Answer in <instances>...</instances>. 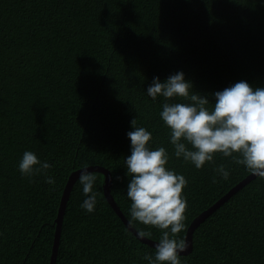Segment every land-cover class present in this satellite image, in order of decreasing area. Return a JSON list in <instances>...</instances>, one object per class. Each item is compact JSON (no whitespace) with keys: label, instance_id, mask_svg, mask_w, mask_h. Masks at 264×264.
I'll return each instance as SVG.
<instances>
[{"label":"trees","instance_id":"16d2710c","mask_svg":"<svg viewBox=\"0 0 264 264\" xmlns=\"http://www.w3.org/2000/svg\"><path fill=\"white\" fill-rule=\"evenodd\" d=\"M209 100L240 81L264 88V0H0V264H48L57 208L72 170L102 166L111 195L128 220L131 200L125 158L131 121L148 130V147H164L169 170L188 181L183 238L190 222L251 173L222 153L227 180L206 162L197 169L175 156L160 113L147 94L154 78L178 72ZM191 148L190 145H188ZM32 151L52 165L23 176ZM234 156L239 154L234 153ZM38 167V166H37ZM97 177L95 211L79 177L63 215L55 264H148L155 248L130 232L103 195ZM215 177V182H213ZM119 178V179H118ZM137 231L162 232L133 221ZM181 264H264V178L256 177L206 217Z\"/></svg>","mask_w":264,"mask_h":264},{"label":"clouds","instance_id":"9594fccd","mask_svg":"<svg viewBox=\"0 0 264 264\" xmlns=\"http://www.w3.org/2000/svg\"><path fill=\"white\" fill-rule=\"evenodd\" d=\"M147 94L153 99L159 96L171 101L179 97L189 101L165 102L160 113L170 129V142L177 158L183 157L197 169L211 162L214 172L227 180L226 166H215L214 161V155L222 153L224 157H231L233 163L244 165L252 174L264 178V88L253 89L246 81L237 82L215 92V103L210 109L208 98L195 93L192 83L181 71L164 82L154 78ZM136 121H131L133 130L127 133L131 155L125 158L127 174L131 177L127 186V196L131 200L129 224L133 226L132 222L138 221L162 232L154 258L148 254L142 257L148 264H181L180 253L188 247L185 239L178 238L185 228L187 201L183 189L188 181L167 168L169 157L164 147L150 150L152 135L145 128L137 127ZM234 153L239 155L234 156ZM51 167L32 151H25L19 162L23 176L43 174L46 183L55 185V180L47 175ZM96 179L87 168L79 177L86 197L81 208L89 213L95 211L97 203V194L93 191ZM151 235L150 231H138L140 238Z\"/></svg>","mask_w":264,"mask_h":264},{"label":"water","instance_id":"95a60500","mask_svg":"<svg viewBox=\"0 0 264 264\" xmlns=\"http://www.w3.org/2000/svg\"><path fill=\"white\" fill-rule=\"evenodd\" d=\"M87 168L88 172L92 171H97L100 172L104 175V184L102 187L103 190V195L106 198L108 204L112 207V209L115 211L117 216L121 219V221L124 223L126 228L134 234V236L139 239L142 243L148 244L149 246H152L155 248L156 243L158 241H154L152 239H149L148 237L140 238L138 236V231L135 230L132 226H130L128 220L120 210L119 206L116 204L113 196L111 195V183H112V178L110 172L102 167V166H87V167H81L76 170H72L68 178L66 180V183L64 185L62 194L60 196V201L59 205L57 208V213L56 217L54 219L55 222V230H54V237L52 241V246H51V252L49 256V262L48 264H55L56 257H57V251H58V245H59V237H60V230H61V225H62V219L66 207V203L71 191V188L73 184L75 183L76 179L80 176L81 172ZM257 176L249 173L246 175L243 179H241L238 183H236L232 188H230L224 195H222L217 201H215L211 206H209L207 209L203 210L200 212L196 217L193 218V220L190 222L188 225L184 239L188 245L187 250L184 252H181L180 255H186L191 252L192 250V234L193 230L202 222L206 219L207 216H209L215 209H217L221 204H223L232 194H234L236 191H238L240 188L245 186L247 183H249L251 180L256 178Z\"/></svg>","mask_w":264,"mask_h":264}]
</instances>
